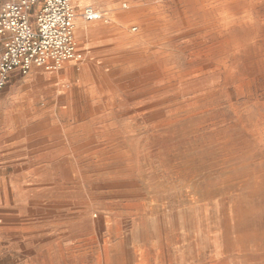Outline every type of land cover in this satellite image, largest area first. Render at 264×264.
I'll list each match as a JSON object with an SVG mask.
<instances>
[{
	"label": "rangeland",
	"instance_id": "rangeland-1",
	"mask_svg": "<svg viewBox=\"0 0 264 264\" xmlns=\"http://www.w3.org/2000/svg\"><path fill=\"white\" fill-rule=\"evenodd\" d=\"M86 1L120 23L109 46L76 32L72 68L0 93V264H264V0ZM228 20L251 47L219 41Z\"/></svg>",
	"mask_w": 264,
	"mask_h": 264
},
{
	"label": "built area",
	"instance_id": "built-area-1",
	"mask_svg": "<svg viewBox=\"0 0 264 264\" xmlns=\"http://www.w3.org/2000/svg\"><path fill=\"white\" fill-rule=\"evenodd\" d=\"M101 15L92 6L79 14L85 22L98 21ZM76 17L71 0H6L0 7V92L14 71H54L65 61L79 60Z\"/></svg>",
	"mask_w": 264,
	"mask_h": 264
},
{
	"label": "crops",
	"instance_id": "crops-1",
	"mask_svg": "<svg viewBox=\"0 0 264 264\" xmlns=\"http://www.w3.org/2000/svg\"><path fill=\"white\" fill-rule=\"evenodd\" d=\"M0 6H1V4H0ZM85 6H90V5H84L83 7H85ZM73 7L77 13L76 20H81V23H77V24L75 23V33L76 32L78 33L77 38L80 39L82 41L81 43L84 44V49H93V48H100L101 49V48L106 47V45H108V43H110V40L108 38L111 36L112 32H114L115 29L120 27V23H118V22L117 23L107 22V23L90 24L93 22H85L79 16L80 11L83 7H80V6L75 5V4ZM106 7L110 12L116 10V5L113 3L106 6ZM31 17H33V14L31 15ZM94 22H96V21H94ZM75 33H74V35H75ZM72 66H73L72 61H65L64 63H62L60 68L57 70H69L70 68H72ZM36 68H40V67H36ZM32 69L25 75H22L18 71L12 72L7 84L10 82L12 75H13V79H15L18 83H20V82L25 83L34 74H36V71L32 72ZM65 73L67 74L66 71H65ZM7 84H6V86H7ZM26 98H27V95H24L22 93H17L15 91L7 93L6 103L8 105H10L11 110H13L14 113L12 115L15 119L14 124L8 125V127L6 128L8 131V137L10 139L14 138V137L18 138V137H22V136H26V137H28V139H29V137H31V136H29V133H28V128L30 127V125L28 126V123L24 124L22 122H19L20 119L22 120V119L26 118V116H25L26 114H28V116L30 115L31 118H35V115L33 113V108H32L33 104L32 103L29 104L28 102L26 103V101H27ZM28 143H32V139L29 140ZM41 150L42 149L35 148V149H32L31 152H40ZM46 153L50 154L51 151L48 149Z\"/></svg>",
	"mask_w": 264,
	"mask_h": 264
},
{
	"label": "bare ground",
	"instance_id": "bare-ground-1",
	"mask_svg": "<svg viewBox=\"0 0 264 264\" xmlns=\"http://www.w3.org/2000/svg\"><path fill=\"white\" fill-rule=\"evenodd\" d=\"M72 1V0H71ZM80 7H83L84 5L87 4L86 0H74ZM217 0H190L191 4L193 5V7L198 11V12H204L206 10V8L211 5L214 4ZM226 1V0H225ZM177 2V1H176ZM175 2V3H176ZM252 2L251 0H237L235 2H233L232 6H234V8L236 9V11H243L246 7L247 3ZM226 4H230L232 3V1L227 0L225 2ZM112 6V5H111ZM210 7V6H209ZM144 8V7H143ZM178 8V6H177ZM152 9V8H151ZM182 9V8H181ZM133 10V9H132ZM104 12V11H102ZM180 12V11H179ZM101 13V12H100ZM113 14V13H112ZM129 14V13H128ZM201 15V14H200ZM102 18L96 22L90 23V24H96V23H101V21H103L104 19H106V17L108 16L107 12H104L102 15ZM153 16V15H152ZM115 17V16H114ZM161 17V16H160ZM111 18V17H110ZM145 18V17H144ZM148 18V17H147ZM159 18V17H158ZM139 19V18H138ZM137 19V20H138ZM182 19V18H181ZM130 18L129 17H125L124 19H122L123 22L129 21ZM136 20V19H135ZM75 23H81V20H75ZM138 23V22H137ZM206 23V22H205ZM129 25V24H128ZM196 25V24H195ZM126 26V25H125ZM142 26V25H141ZM226 31L229 30V32H227L226 34H220L219 36V41L222 44H226L228 39L231 40H246L248 41L245 45V48L251 47L254 43L253 41H251L250 39H248V35L246 34V32L244 31V24L241 21H237V20H233V21H226ZM188 34V33H187ZM198 35V34H197ZM201 37V36H200ZM264 38V37H262ZM75 39V36H74ZM134 39V38H133ZM160 40V39H159ZM245 41V42H246ZM120 43V42H119ZM118 43V44H119ZM107 44V43H106ZM109 46V45H108ZM236 48V47H235ZM147 53V52H146ZM217 53H223V50H218ZM134 56V55H133ZM74 61V60H73ZM201 62V61H200ZM172 63V62H171ZM177 75V74H176ZM83 80V79H82ZM180 104V103H179ZM186 104V103H185ZM104 127V126H103ZM221 130V129H220ZM220 134V133H219ZM256 146V145H255ZM257 147V146H256ZM252 148V147H251ZM234 149V148H233ZM111 150V149H110ZM248 150V149H247ZM108 151V150H107ZM246 151V150H245ZM244 152V151H243ZM228 155V154H227ZM209 159V158H208ZM256 160V159H255ZM63 165V164H62ZM64 166V165H63ZM56 167V166H55ZM59 167V166H58ZM57 168V167H56ZM60 170V169H59ZM63 170V168L61 169ZM56 173V172H55ZM60 174V173H59ZM261 175V174H260ZM69 177V175H68ZM70 178V177H69ZM64 179V178H63ZM131 181V180H130ZM133 181V180H132ZM76 182V181H75ZM128 182V181H127ZM264 182V181H263ZM130 183V182H129ZM134 183V182H133ZM136 184V183H135ZM234 185V184H233ZM234 188V187H233ZM260 189V188H259ZM262 190V189H261ZM258 192V191H257ZM218 194V193H217ZM130 196V195H129ZM219 196V195H218ZM226 197V196H225ZM260 197V196H259ZM219 199V198H218ZM229 199V198H228ZM252 199V198H251ZM250 199V200H251ZM263 199V198H262ZM255 200V199H254ZM218 201V200H217ZM219 203V202H218ZM258 203V202H257ZM91 204V203H90ZM215 204V203H214ZM221 206V205H220ZM241 206V205H240ZM249 206V205H248ZM247 206V207H248ZM259 206V205H258ZM244 208V206H242ZM221 208V207H220ZM249 208V207H248ZM256 208V207H255ZM241 209V208H240ZM245 209V208H244ZM179 212V211H178ZM247 212V211H246ZM249 212V211H248ZM209 214V213H208ZM220 215V214H219ZM222 215V214H221ZM262 216V215H261ZM250 217V216H249ZM246 218V217H245ZM110 220V219H109ZM229 220V219H228ZM94 221V220H93ZM100 221V220H99ZM102 222V221H101ZM112 222V221H111ZM230 225V224H229ZM100 227V226H99ZM102 227V226H101ZM228 232V231H227ZM231 232L226 233L224 235V243H226V245H230L231 244ZM241 236L245 239V240H250L252 237L250 236V234L247 233V231H243L241 233ZM183 239V238H182ZM185 239V238H184ZM64 244V243H63ZM182 244V243H181ZM223 244V243H222ZM225 245V244H224ZM191 246V245H190ZM188 247V246H187ZM228 248V247H227ZM229 249V248H228ZM227 249V250H228ZM125 250V249H124ZM185 250V249H184ZM224 251V250H223ZM109 250L108 248H104V260L105 263L108 262V255H109ZM186 253V252H185ZM63 259V258H62ZM65 259V258H64ZM96 264H100V258H98L96 260ZM112 264V263H111Z\"/></svg>",
	"mask_w": 264,
	"mask_h": 264
}]
</instances>
